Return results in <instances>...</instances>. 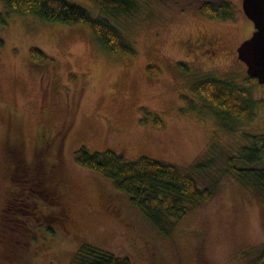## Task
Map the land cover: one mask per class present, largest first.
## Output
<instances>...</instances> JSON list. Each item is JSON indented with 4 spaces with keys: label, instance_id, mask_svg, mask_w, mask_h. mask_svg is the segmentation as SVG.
<instances>
[{
    "label": "rangeland",
    "instance_id": "obj_1",
    "mask_svg": "<svg viewBox=\"0 0 264 264\" xmlns=\"http://www.w3.org/2000/svg\"><path fill=\"white\" fill-rule=\"evenodd\" d=\"M69 1L98 11L90 0ZM205 1L223 0H140V12L111 18L134 45L135 56L102 49L84 24L16 13L0 22V240L3 226H9L6 219L20 212L28 221L35 212L56 231L34 224L29 236L19 238V229L9 228L12 249L3 250L0 242L2 264H70L82 242L129 257L133 264H248L253 259L264 244V203L227 172V157L245 141L244 132H264V84L250 88L237 51L255 28L243 0H226L233 4L227 20L204 15L200 4ZM5 9L0 0V12ZM197 38L213 44L196 48ZM33 47L44 51L45 62L33 59ZM206 77L243 85L258 102L237 132L218 128L214 117L191 107L190 99L198 101L192 86ZM42 133L53 140L49 156L60 166L50 165L58 168L55 176L62 182L47 189L45 183L33 185L26 174L29 169L33 174L35 162L44 170L37 156ZM12 140L23 144L24 155L12 152ZM82 147L174 164L194 174L202 187L214 186L215 193L178 221L169 236L162 234L110 178L78 163ZM200 162L211 166L196 172ZM45 172L37 179L51 180L52 170ZM32 186L36 191L29 198ZM21 195L28 203L13 204Z\"/></svg>",
    "mask_w": 264,
    "mask_h": 264
},
{
    "label": "trees",
    "instance_id": "obj_2",
    "mask_svg": "<svg viewBox=\"0 0 264 264\" xmlns=\"http://www.w3.org/2000/svg\"><path fill=\"white\" fill-rule=\"evenodd\" d=\"M5 6V12H0V22L7 23L9 14L16 13L24 16H37L41 20L49 23H64L69 25L84 24L88 26L97 44L107 52L126 56H135L136 49L130 40L122 33L112 19L127 17L141 11L140 0H90L97 7L98 11L93 14L86 7L73 3L69 0H1ZM200 10L211 19L227 20L233 17V4L223 0L220 2L205 1L200 4ZM112 18V19H111ZM4 45V39L0 37V46ZM31 55L37 62H45L47 55L38 47L31 48ZM246 83L250 88L258 81L256 78L247 76ZM192 92L198 97L190 104L193 109L202 114L215 118L218 128L228 133L237 132L241 124L252 118L254 109L258 102L253 98L249 88L232 82L230 80H219L216 78H203L192 86ZM245 141L242 142L232 154L227 157V172L234 177L255 196L264 203V132L250 133L244 132ZM53 140L43 133L38 138V152L40 157V168L32 166L33 174L26 171L33 180V185H42L43 188H50L51 185L62 183L55 170L50 165L52 158ZM12 152L24 155L23 144L12 140L9 145ZM77 161L83 167L99 172L113 182L117 190L126 193L131 204L138 208L145 218L151 222L162 234L170 235L178 221L185 217L192 209L209 200L215 193L214 186L202 187L197 177L188 172L182 171L174 164H168L158 159L141 157L137 160H129L121 153L106 149L99 151H88L82 147L76 155ZM215 160V158H213ZM212 160V161H213ZM56 161V160H55ZM58 167L59 162H52ZM211 163L200 162L194 165L196 172H202ZM52 170L51 180L45 181L46 170ZM49 181V182H48ZM54 181V182H52ZM19 185V184H18ZM35 186L29 189L27 196L30 198L35 192ZM24 188V187H23ZM63 192V191H61ZM16 204L25 206L28 203L21 195L13 198ZM25 199V201H24ZM35 204L37 203L34 201ZM11 206V205H10ZM38 207V206H36ZM24 211H33L28 209ZM52 211V210H51ZM54 211V210H53ZM52 211V212H53ZM33 212L28 216L31 224L24 217V213L6 219L3 226L5 232L4 239L0 240L4 244L3 250H10L8 247L11 241L12 228L15 235L29 236L34 228V224L41 230L55 233V229L50 226L48 219L39 222ZM14 218V219H13ZM18 222L13 226L11 222ZM21 222H23L21 224ZM40 231V230H39ZM37 231V232H39ZM36 232V233H37ZM24 236H19L22 238ZM28 240V237H26ZM250 259L253 256H247ZM1 259V258H0ZM0 264L1 261H0ZM70 264H133L129 257L116 256L115 254L96 247L93 243L82 242L74 255ZM248 264H264V244L257 249L253 259Z\"/></svg>",
    "mask_w": 264,
    "mask_h": 264
},
{
    "label": "water",
    "instance_id": "obj_3",
    "mask_svg": "<svg viewBox=\"0 0 264 264\" xmlns=\"http://www.w3.org/2000/svg\"><path fill=\"white\" fill-rule=\"evenodd\" d=\"M242 7L255 30L238 47V58L246 64L248 76L264 84V0H243Z\"/></svg>",
    "mask_w": 264,
    "mask_h": 264
},
{
    "label": "flooded vegetation",
    "instance_id": "obj_4",
    "mask_svg": "<svg viewBox=\"0 0 264 264\" xmlns=\"http://www.w3.org/2000/svg\"><path fill=\"white\" fill-rule=\"evenodd\" d=\"M253 32H254V31H253ZM253 32H252V34H253ZM251 36H252V35H251ZM251 36H250V37H251ZM206 43H209V44L212 45V44H213V40H211V41L206 40L205 42L203 41V42L201 43L200 39L197 38L196 41H195V43H194L192 46H196V48H199V46L204 45V44H206ZM212 53L214 54L215 51L213 50Z\"/></svg>",
    "mask_w": 264,
    "mask_h": 264
}]
</instances>
